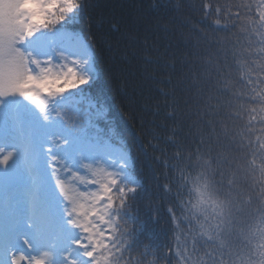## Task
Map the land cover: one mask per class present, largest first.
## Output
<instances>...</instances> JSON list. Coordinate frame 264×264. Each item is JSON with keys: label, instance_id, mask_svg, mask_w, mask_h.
Here are the masks:
<instances>
[{"label": "snow or ice", "instance_id": "snow-or-ice-1", "mask_svg": "<svg viewBox=\"0 0 264 264\" xmlns=\"http://www.w3.org/2000/svg\"><path fill=\"white\" fill-rule=\"evenodd\" d=\"M85 7L0 0V166L14 159L10 141L27 125L28 149L46 158L53 181L45 207L5 212L0 264H120L131 247L125 237L137 231L127 229L137 223L128 200L141 187L129 153L99 134L84 143L103 114L86 94L97 80L95 47L67 31ZM235 7L222 14L204 3L205 17H217L213 32L232 35L201 32L186 43L180 70L165 63L173 71L156 81L167 90L158 89L163 101L152 113L164 135L153 139L175 149L171 170L188 196L178 264H264V0L254 16L251 4Z\"/></svg>", "mask_w": 264, "mask_h": 264}, {"label": "trees", "instance_id": "trees-1", "mask_svg": "<svg viewBox=\"0 0 264 264\" xmlns=\"http://www.w3.org/2000/svg\"><path fill=\"white\" fill-rule=\"evenodd\" d=\"M84 2L86 7L73 24L94 45L97 70V80L87 88L86 94L99 101L106 111L105 119L99 118V123L110 122L112 139L130 151L132 175L140 180L141 187L135 198H129L128 206L146 212L140 219L143 237L131 238L133 245L124 252V257H128L124 264H156L157 261L178 264L173 254L176 237L183 238L181 206L188 196L178 183V173L171 170L175 149L165 144L163 138L153 139L164 135L154 126L156 118L152 113L163 101L158 89L167 90L156 81L167 79L173 71L165 68V63H174L176 71L180 70L179 60L189 51L186 43L195 44L201 32L209 38L232 35L231 31L213 32L217 17L214 11L210 18L205 17L204 3L212 4L213 9L220 7L222 14L229 7L235 13V5L251 4L250 15L254 16L259 0ZM222 23L230 22L222 19ZM166 49L171 55H161ZM153 145L159 150H154ZM169 209L175 213V222ZM127 211L133 216L129 208ZM149 225H152L150 229ZM165 226L172 228L171 242L164 239ZM155 247L159 252L152 250Z\"/></svg>", "mask_w": 264, "mask_h": 264}, {"label": "rangeland", "instance_id": "rangeland-1", "mask_svg": "<svg viewBox=\"0 0 264 264\" xmlns=\"http://www.w3.org/2000/svg\"><path fill=\"white\" fill-rule=\"evenodd\" d=\"M71 28H74V24H71L67 29L70 34L83 36L79 32H73L70 30ZM93 102L95 103V101ZM105 117L106 115L103 113L99 118L105 119ZM89 129L90 135L84 137L85 144L89 143L91 139L96 137L94 136V133L101 129L102 134L100 136L103 138L109 139L108 132L112 134V127L108 121H105L102 127L94 125ZM33 134V131L27 125L18 128L14 133L13 139L10 141V144L14 145L16 148L14 159L9 162L7 168L0 166V226L3 224V218L6 211L10 214L20 210L29 211L30 203L33 201L38 207H45L50 198L53 181L47 177L45 164L46 158L42 155H33L28 149ZM111 145L113 148L124 150L117 144L111 143ZM137 181L140 182L139 179H137ZM134 202L135 201H133V203ZM128 208L137 221L136 224L129 221L128 229L131 230L133 227H136V238L142 239V229L139 228L140 219H143L142 217L146 215V212L141 210V208H137V210L131 209L130 205ZM151 227L152 225H149L148 229ZM165 228L166 233L164 239H168V241L171 242L173 237L171 232L172 228L170 226H165ZM125 239L127 238L125 237ZM128 243L130 244L129 240ZM152 250L159 252L156 247ZM127 260L128 257H124L121 264H124ZM162 263L163 262L161 261H157L156 264ZM100 264H105L103 257L100 258Z\"/></svg>", "mask_w": 264, "mask_h": 264}]
</instances>
